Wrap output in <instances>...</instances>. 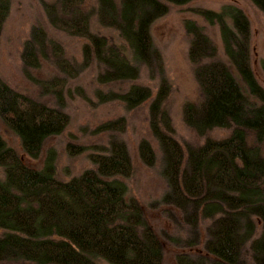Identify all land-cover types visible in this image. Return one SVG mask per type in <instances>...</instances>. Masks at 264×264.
I'll list each match as a JSON object with an SVG mask.
<instances>
[{
  "label": "trees",
  "instance_id": "trees-1",
  "mask_svg": "<svg viewBox=\"0 0 264 264\" xmlns=\"http://www.w3.org/2000/svg\"><path fill=\"white\" fill-rule=\"evenodd\" d=\"M83 1H43L42 6L52 27L84 39L83 65L97 67L100 85L134 81L141 66L151 78L160 74L154 94L148 86L131 84L126 91L106 96L129 109L150 99L149 125L167 185L160 202L182 215L192 228L194 243L200 239L198 221L210 220L202 249L192 261L179 255L178 264H246L241 259L245 246L253 264H264V87L249 63L250 27L245 14L236 8L199 10L210 23L218 24L232 68L214 59L216 47L199 25L190 19L183 22L190 35L188 58L201 93L198 103H185L183 119L198 134L213 128L230 131L223 138L209 137L190 146L172 136L165 113L161 114L164 131L158 126L168 84L150 32L153 22L168 12V4L189 0H96V21L116 33L117 44L91 30L92 9L85 10ZM249 1L264 15V0ZM9 8L10 0H0V35ZM30 42H24L21 57L26 65L36 67ZM58 82L45 84V91L59 96ZM245 88L257 101L254 105ZM122 121H106L99 127L120 130ZM0 122L34 159L48 137L63 131L69 116L0 78ZM82 150L67 146L70 155ZM138 152L146 165L155 163V151L146 140L139 143ZM89 158L93 168L60 180L52 162L42 169L27 165L0 134V264H162L163 242L147 223L141 203L126 198L118 180L132 171L125 144L111 138L106 152L91 153Z\"/></svg>",
  "mask_w": 264,
  "mask_h": 264
},
{
  "label": "rangeland",
  "instance_id": "rangeland-1",
  "mask_svg": "<svg viewBox=\"0 0 264 264\" xmlns=\"http://www.w3.org/2000/svg\"><path fill=\"white\" fill-rule=\"evenodd\" d=\"M43 1L53 0H10L9 14L0 35V78L22 94L61 108L68 114L69 122L62 132L45 140L41 153L34 159L23 152L18 138L6 130L1 122L0 134L27 165L42 169L52 162L55 177L60 180H68L93 168L89 155L106 152L111 138L122 141L129 155L132 171L129 176L119 177L118 180L125 187L126 198L133 197L141 203L147 223L163 242L162 264H178L179 255H185L192 261L198 250L202 249V242L206 237L205 228L210 220L198 221L200 239L194 243L192 228L183 220L182 215L175 208L160 202L167 185L162 176L161 152L149 125L150 99L129 109L117 98L106 96L112 91H126L131 84L148 86L154 94L160 74L151 78L149 70L141 66L134 81L100 85L96 81L97 67L92 63L83 65L84 39L52 27L43 9ZM95 6L96 0L83 1L85 10L92 9L91 30L108 36L110 43L117 44L116 33L98 25L93 12ZM223 8L225 11L228 8L239 9L247 17L250 27L249 63L258 83L264 87V15L249 0H189L184 4L170 3L168 12L156 19L150 28L153 43L162 56L163 75L168 84L166 98L157 114L158 126L164 131L161 114L165 113L172 136L183 145L198 146L209 137L223 138L230 132L226 128H213L205 134H198L183 119L185 103H198L201 94L193 75V65L188 58L190 35L183 22L190 19L199 25L216 47L214 59L231 67L223 49L218 24L210 23L199 13V10L205 9L221 12ZM225 19L231 26L230 18ZM26 40L31 41L33 46L38 64L36 67L26 65L21 57ZM57 59L66 61L68 65L62 67ZM67 66H70L69 71ZM237 79L246 87L238 76ZM53 81L60 82L59 96L45 91V84ZM245 93L250 105L257 103L247 88ZM120 119L123 120L120 130L99 127L106 121ZM142 140H146L155 151L156 159L152 166L140 159L138 145ZM68 145L80 146L83 150L70 155L67 152ZM2 176L0 168V178ZM241 259L246 264H253L247 246L242 249Z\"/></svg>",
  "mask_w": 264,
  "mask_h": 264
}]
</instances>
